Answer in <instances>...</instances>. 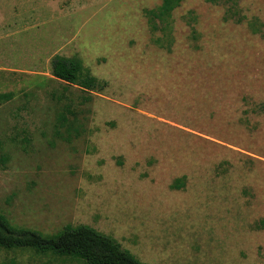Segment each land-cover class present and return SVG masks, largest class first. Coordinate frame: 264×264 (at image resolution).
Returning <instances> with one entry per match:
<instances>
[{"label": "rangeland", "instance_id": "rangeland-1", "mask_svg": "<svg viewBox=\"0 0 264 264\" xmlns=\"http://www.w3.org/2000/svg\"><path fill=\"white\" fill-rule=\"evenodd\" d=\"M162 4L0 0V213L88 225L146 264H264V0ZM55 55L107 86L58 80Z\"/></svg>", "mask_w": 264, "mask_h": 264}, {"label": "trees", "instance_id": "trees-1", "mask_svg": "<svg viewBox=\"0 0 264 264\" xmlns=\"http://www.w3.org/2000/svg\"><path fill=\"white\" fill-rule=\"evenodd\" d=\"M215 1V0H211ZM180 0H163L160 15H168ZM150 14L155 16V12ZM52 75L84 91H103L107 82L98 79L84 66L78 56L55 55L51 60ZM12 93H0V103L9 101ZM264 111V105L261 106ZM0 249L28 250L40 256H52L83 264H146L120 242L88 225H67L55 234H42L29 229H16L0 213Z\"/></svg>", "mask_w": 264, "mask_h": 264}]
</instances>
